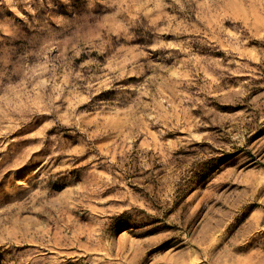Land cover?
<instances>
[{
  "label": "rangeland",
  "instance_id": "374dc122",
  "mask_svg": "<svg viewBox=\"0 0 264 264\" xmlns=\"http://www.w3.org/2000/svg\"><path fill=\"white\" fill-rule=\"evenodd\" d=\"M0 264H264V0H0Z\"/></svg>",
  "mask_w": 264,
  "mask_h": 264
},
{
  "label": "trees",
  "instance_id": "16d2710c",
  "mask_svg": "<svg viewBox=\"0 0 264 264\" xmlns=\"http://www.w3.org/2000/svg\"><path fill=\"white\" fill-rule=\"evenodd\" d=\"M220 164V162H215L214 164H212L211 166H209V168L205 169L204 172L202 173V175H207L209 173H211L212 171H214L216 169V167Z\"/></svg>",
  "mask_w": 264,
  "mask_h": 264
}]
</instances>
